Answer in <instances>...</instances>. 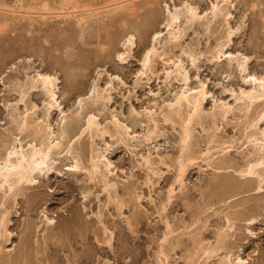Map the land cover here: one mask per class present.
<instances>
[{"label":"rangeland","instance_id":"rangeland-1","mask_svg":"<svg viewBox=\"0 0 264 264\" xmlns=\"http://www.w3.org/2000/svg\"><path fill=\"white\" fill-rule=\"evenodd\" d=\"M121 1L127 0H0V151L13 145V118L26 110L24 148L58 141L61 150L38 188L27 186L15 196L0 190V258L21 256L27 242L26 264H233L237 257L264 264V174L260 190L256 178H247L248 186L239 174L259 156L251 135L264 131V118L258 120L264 104L245 110L234 100L249 89L244 78H264V0H228L227 18L212 17L217 0ZM109 5L115 6L104 8ZM121 5L130 10L106 13ZM189 7L201 16L198 22L187 21ZM60 8L78 14H37ZM174 12L181 34L169 42L165 27ZM155 33L160 37L153 43ZM224 44L225 52L248 59L243 71L225 57L214 58ZM153 45L156 53L144 70L143 55ZM178 60L188 87L203 82L208 92L185 143L187 110L169 108L184 88L174 73L167 75ZM38 74L55 78L70 127L57 110L46 115V96L16 91ZM222 104L232 110L214 114ZM89 115L104 133L82 132ZM114 120L126 134L116 135ZM69 147L83 150L76 174L68 172ZM227 180L240 188L224 190ZM109 182L113 189L105 188ZM48 219L57 221L52 230ZM78 231L85 240L76 238ZM82 252L91 254L78 263Z\"/></svg>","mask_w":264,"mask_h":264},{"label":"bare ground","instance_id":"bare-ground-1","mask_svg":"<svg viewBox=\"0 0 264 264\" xmlns=\"http://www.w3.org/2000/svg\"><path fill=\"white\" fill-rule=\"evenodd\" d=\"M64 1L66 2V0H64ZM127 1H123V2L121 1V2L124 3V2H127ZM217 1L220 4L219 3H216V4L213 3L211 5L210 12L212 14V17L215 18V17H218L219 15H221V17L227 18L228 15H229V11L226 8L227 7L226 4H227L228 0H217ZM115 5H118V2ZM115 5H109V6H106L104 8L105 9L106 8H111L112 6H115ZM65 8H67V7H65ZM65 8H64V10H65ZM71 8H70L69 11H66V10L65 11H62L63 9L60 8V11H62V12L44 13V11H43L42 13H37V14L40 17V19L45 18L46 17V14H49V15L50 14H54V15L56 14V17L57 16L58 17H69V16H72L73 17L74 15H76L75 12L77 13V9L74 8V10H76L74 12V11H72L73 8H72V10H71ZM116 9L127 10V9H129V6H122L121 5L120 8L119 7L118 8H115L114 7L112 9L107 10L106 13H109L110 14V13L114 12ZM24 13L25 12H23V14ZM186 13H187V16H186L187 17V21L189 23H191V24L192 23H196V22H198L201 19V16L198 14L197 10H195V9H193L191 7H189L186 10ZM87 15L89 16V13L88 12H87ZM81 17H83V16H81ZM81 17H80V19H81ZM85 18H87V16ZM78 21H80V20H78ZM178 23H179V15H178V13H176V12L169 13L168 23H167V25L165 27L166 32H167V34L169 36L168 37V41L169 42H176L179 39V36L181 34V31H180V29H179V27L177 25ZM174 28H176V29L174 30ZM159 37H160V34L159 33H155L153 35V37H152V42L154 43ZM131 38H132V36L129 35V37L126 39V42L129 43V45L132 44ZM225 47H226V44L220 45L218 47L217 51L215 52V57L214 58L219 60V58L225 57V61L227 63L233 64L235 62L237 68L240 71H243L244 70V66L247 63V60L248 59L246 57L238 58V57L233 56L231 53L225 52L224 51L225 50ZM155 53H156V49H155V46L154 45L151 46L150 48H148L145 51V53L143 55V58H142V61H141L142 69L145 70L149 66V64L151 63V58H152V56ZM192 62H193V59H192ZM172 66H173V70L171 72L169 71L167 73L168 77L170 76L171 73H174L175 74L174 77L176 79H178L179 82H182L181 84H183V87L184 88L180 92L178 91L179 93H176V95L174 94V98H173L174 99V102L169 105V108H171V112H179L180 110L182 112V109L187 110V113L185 115L186 117H185L184 120H182V122L184 121V128H183L184 129V132H183V137H181V138H183L182 141L185 143V141L187 142V139L190 138V130L188 129V126H189V124L191 123V121L194 118L195 119L196 118L197 119H200L199 118L200 117V112L203 109L202 108V105H203V103H205V100L208 97V92L206 90V85L203 82H200L199 85L195 89H190L188 87L189 76H188L187 71L183 69V67L180 64V61L179 60L176 63L173 62L172 63ZM147 69H149V67ZM55 81H56L55 78L51 77L50 75H41V74H38L36 79L31 80L30 82L28 81L29 84H27V85H24V84H23V86L20 85L21 86V87L19 86L20 89L19 90L16 89V91H20L21 92V95L22 94H25L26 95L28 93L29 95L30 94H33V95L46 96L47 97V100H48V101H46V106H45V113H46V115L48 116V115H50V112L51 111L54 112L55 110H57L59 112V114L62 116V118H61V120H62L61 122H63L62 124H64V126H66V127H70L71 124H72V121H70L71 119L69 121H67L66 114L63 111H61V109H60L61 106H60V104L58 102V96H57V93L55 91L56 90V82ZM243 82H244L245 85H247L249 87V89L248 90H241L240 91V94L234 97V100H235L236 104L238 106H242V105L245 106L244 107L245 110H247L250 106H252L255 103L262 102L264 104V78L263 77H257L255 75H250L248 77V79L247 78L246 79L244 78L243 79ZM20 100H21V98H20ZM32 109H33V107L30 108V110H32ZM231 110H232L231 107H228L226 104H222L219 109H217V108L215 109L214 108L213 113L214 114L219 113L222 116H224V115H226ZM35 111L36 110H33L32 113L34 114ZM25 112H26V114H23V115L22 114L19 115V113H17V115H19V118L18 119L13 118V123L14 124H12V125L15 126V128H16L15 130L17 131V134L15 133L16 134L15 136L12 135L13 136V141H14L13 145L9 146L6 149L5 152H3L4 149H2L3 151L1 150L2 152L0 151L1 152V154H0V190H4V188H5L6 190H4V191L5 192L8 191V193L12 194L13 196H15L17 194L18 190H21L22 191L27 186H32V188H38L39 187L38 185L40 184L39 183V179L46 177L47 172L49 170H51V167L53 166L52 164L55 162V159H53L52 155L53 154H57V156L61 155V152H60L61 151L60 150V143L58 141H52L51 142L50 141L51 139L49 140L50 142H48L47 144H41L39 147H37L36 145H33V144H29L30 146H27L28 147L27 149L24 148V146L22 145V142H21V138L22 137L20 138V135H22L23 133H25V131L27 129H29V125H30L29 124V120H28V119H30V117H28V116H30L29 113H28V110H26ZM219 114H217V115H219ZM169 115H170V113H169ZM172 115L175 116L173 113H172ZM180 118H181V116H180ZM182 118H183V116H182ZM262 118H264V109L260 113L258 120H261ZM85 120H86L85 127H84L83 131L81 130L82 132H88V133H91L92 131H94V132H100V133H104L105 132L102 129L100 131L97 118L94 115H89L88 118L85 119ZM168 120H170V118ZM112 125H113V128H114V131H115L116 135L122 136L123 134H126L127 131H128L127 130V127L126 126L122 127V125H119L118 122H117V120H114L112 122ZM64 126H61V127H64ZM33 127L35 128V126H33ZM39 127H37V128H39ZM44 130L48 134L47 137L51 138V136H50L51 135L50 127H47L46 126V128ZM37 131H38V129H37ZM43 132L40 131V133L38 132V134L40 135ZM82 132H80V134ZM28 133H26V134H28ZM34 133H36V132H34ZM35 136H38V135L36 134ZM65 136H66V134H65ZM251 137H253L252 139L255 141V143H256L255 145L258 146L257 147V151L259 152V156L255 160H253V161L249 162L248 164H246L245 169H242L240 171V173H239V174H241L240 177H244V179H243L244 181H241V179H240V181L243 182V183H248V186H249V183L250 182H251L250 185L252 184V180H251V178L250 179H247V178H249L250 176H252L254 178V179L252 178L253 179V182L256 181L255 178L257 179V182H258L256 189L257 190H260V188H261L260 187V183H261V181H263L262 178H261L262 177L261 175H262V173L264 174V131H261L260 132V134H259V137L260 138L259 137H256V135H254V134H252ZM2 138H4V135L3 134L0 135V139H2ZM55 140H56V138H55ZM70 147L66 151V155H68L69 157H71L73 163L68 166V172L69 173H75L76 174V172L78 170H81V168L79 166V163H78L79 161H78V159L76 157L78 155L81 157V153L83 152V150L82 151L81 150L79 151L76 148L78 151H74L73 150L74 152H72V150H71ZM73 147L75 148L74 145H73ZM144 162L148 164L149 163V159L148 158H144ZM110 165H111V163H109V162L106 163L105 167L107 168V170L109 169ZM92 167H93L92 169L94 170L96 168V163L93 164ZM179 168H180L179 171L181 173H183V171H184V170H182L183 169V165H180ZM94 171H96V169ZM106 182H108V181H106ZM239 183H238V185H239L238 186L237 184L231 183V182H229L227 180V181H225L223 183V185L222 184L221 185H222V188L224 190H233L234 191L237 188H240V184ZM104 186H105L106 189H108V188L109 189L110 188L113 189L114 184H110V182H109V183H105ZM253 186H254V184H253ZM242 188H244V187H242ZM122 206L123 205L120 204V208ZM3 220H2V222H3ZM136 221H137V219H136ZM253 221H254V219H250L249 222H247V224H252ZM4 222H5V220H4ZM56 225H57V221H54L53 219H48L46 221V226L50 230H52L53 228H55ZM5 227H6V225H3V231L4 232H6L5 231V229H6ZM78 228H79V226H78ZM79 232L80 231H78V234H77L76 238L80 239L81 241L85 240L86 237L84 235H82L81 233H79ZM27 233H28V231H27ZM8 234H7V237H9ZM59 234H61V233H59ZM0 235L3 236V234L1 233V231H0ZM28 235H29V233H28ZM53 235H55V234H53ZM109 239H107L104 242H106V244H108L109 241L111 240V239L110 240ZM59 241H60V239H59ZM104 242H103V244H104ZM26 244H25L26 247L24 246L25 250L23 251V254L21 253V256L19 254H17V256H13V257H16L15 259H10V260L8 258H5L4 256H1L2 258H0V264H3L4 263L2 261L3 257H4V259H8V260L5 261L6 264H17L18 262H20V264H26L25 262H26L27 257H28L27 250H29L28 249L29 248L28 243L26 242ZM101 249H102V247H101ZM210 252H214V251L211 250V251H209V253ZM87 253L85 252V254L83 253L84 255H80V258L79 259L76 257L77 260H75V261L79 263L80 261H83L84 258L85 259L89 258V256H90L91 253L89 255ZM205 253H208V252H205ZM230 264H232V263H230ZM233 264H245V262L241 258L237 257L236 258V262H234Z\"/></svg>","mask_w":264,"mask_h":264}]
</instances>
